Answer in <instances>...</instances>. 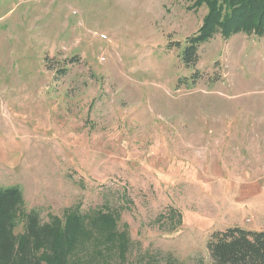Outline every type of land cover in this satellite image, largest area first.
Returning a JSON list of instances; mask_svg holds the SVG:
<instances>
[{"label": "rangeland", "instance_id": "rangeland-1", "mask_svg": "<svg viewBox=\"0 0 264 264\" xmlns=\"http://www.w3.org/2000/svg\"><path fill=\"white\" fill-rule=\"evenodd\" d=\"M207 13L203 0H0L15 236L31 210L77 214L66 264H212L210 235L243 226L239 179L264 163V37L214 35L187 64ZM260 198L249 212L263 218Z\"/></svg>", "mask_w": 264, "mask_h": 264}, {"label": "trees", "instance_id": "trees-1", "mask_svg": "<svg viewBox=\"0 0 264 264\" xmlns=\"http://www.w3.org/2000/svg\"><path fill=\"white\" fill-rule=\"evenodd\" d=\"M203 1L208 13L196 35L187 40L185 63L197 62V48L217 34L224 39L235 33L264 37V0ZM22 204L19 187L0 189V264H43V251L51 253L47 264H66L80 236L81 216L74 214L64 222L52 217L41 223L38 213L31 210L24 216L23 234L17 237L15 212ZM206 248L212 264H264V231L238 227L215 231Z\"/></svg>", "mask_w": 264, "mask_h": 264}, {"label": "crops", "instance_id": "crops-1", "mask_svg": "<svg viewBox=\"0 0 264 264\" xmlns=\"http://www.w3.org/2000/svg\"><path fill=\"white\" fill-rule=\"evenodd\" d=\"M252 169L253 170L247 169L246 172L242 174L241 179H239V182H241V184H239V196L241 198L240 208L243 205V209L247 214H244V217H246L241 221V223L244 227L250 226V228H246L248 231H264L251 228L256 227L258 221H264V217L262 218L261 214L258 215L260 212L258 213L255 211L253 214H251L252 211L249 212V209H252L253 207L256 210L254 204L258 201L257 196L261 195L260 199H264V163L262 162V165H254ZM260 208L263 209V206H260ZM249 217H251L249 221H252L250 224L245 223V220L249 219ZM243 226L238 228L243 229Z\"/></svg>", "mask_w": 264, "mask_h": 264}]
</instances>
